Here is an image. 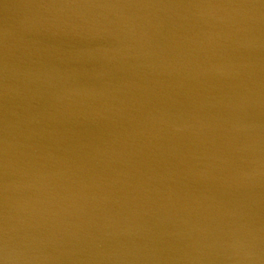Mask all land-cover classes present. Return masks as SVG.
Instances as JSON below:
<instances>
[{"label": "water", "instance_id": "1", "mask_svg": "<svg viewBox=\"0 0 264 264\" xmlns=\"http://www.w3.org/2000/svg\"><path fill=\"white\" fill-rule=\"evenodd\" d=\"M0 174V264H264V0H0Z\"/></svg>", "mask_w": 264, "mask_h": 264}, {"label": "bare ground", "instance_id": "2", "mask_svg": "<svg viewBox=\"0 0 264 264\" xmlns=\"http://www.w3.org/2000/svg\"><path fill=\"white\" fill-rule=\"evenodd\" d=\"M57 135H60L62 137H66V136H63V135H61L59 133H57ZM23 163H26V162L18 163V161L16 159H14L11 165L14 166V167H22V166H24ZM0 176H1V174H0Z\"/></svg>", "mask_w": 264, "mask_h": 264}]
</instances>
